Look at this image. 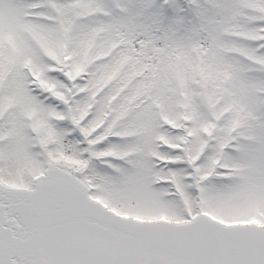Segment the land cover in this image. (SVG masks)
<instances>
[{
  "label": "snow or ice",
  "instance_id": "obj_1",
  "mask_svg": "<svg viewBox=\"0 0 264 264\" xmlns=\"http://www.w3.org/2000/svg\"><path fill=\"white\" fill-rule=\"evenodd\" d=\"M0 264H264V0H0Z\"/></svg>",
  "mask_w": 264,
  "mask_h": 264
}]
</instances>
